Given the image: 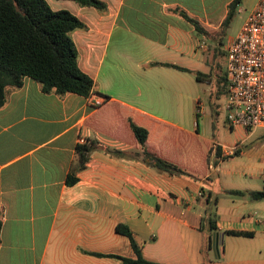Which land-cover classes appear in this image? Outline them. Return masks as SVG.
<instances>
[{"label": "crops", "instance_id": "crops-1", "mask_svg": "<svg viewBox=\"0 0 264 264\" xmlns=\"http://www.w3.org/2000/svg\"><path fill=\"white\" fill-rule=\"evenodd\" d=\"M100 1L104 12L46 0L85 25L71 37L99 96L44 93L25 78L0 105V264H122L111 256L135 255L118 225L152 263L264 264V201L249 198L264 190V129H229L233 139L221 141L197 113L207 36L186 16L208 31L214 0ZM128 118L147 129L149 151L194 178L107 154L141 151ZM86 139L102 150L76 172Z\"/></svg>", "mask_w": 264, "mask_h": 264}, {"label": "trees", "instance_id": "trees-1", "mask_svg": "<svg viewBox=\"0 0 264 264\" xmlns=\"http://www.w3.org/2000/svg\"><path fill=\"white\" fill-rule=\"evenodd\" d=\"M84 8H94L101 12L107 6L100 0H68ZM240 0H233L227 8V14L221 27H226L232 19L234 9ZM198 35L209 36L201 24L186 16ZM85 29V25L66 10L53 11L46 0H0V105L6 102L8 89H19L23 86L25 78H29L40 85L42 92L54 93L58 96L75 94L84 98L99 96L94 92L92 79L84 74L78 66V51L72 40L71 33ZM219 35H216L217 39ZM214 51V56H219ZM200 80L202 74L197 73ZM225 84L226 73L221 79ZM103 102L99 107L103 106ZM128 128L136 143L140 146L139 153L121 151L105 152L116 159L140 160L154 168L159 173L171 176H188L177 165L158 157L147 148V129L135 124L131 118L127 119ZM102 148L95 140H84L75 148L78 160L76 172L83 170L89 162L90 155ZM218 148L216 151L218 152ZM209 160V156L207 157ZM77 182L74 172L66 178V185L72 186ZM233 196H241L240 192H229ZM252 201H264V190L249 193ZM117 232L126 237L132 246L135 258L124 259L117 256L111 258L119 260L122 264H156L144 258L140 248L134 242L131 232L126 226H117ZM234 236L249 237L248 234H234Z\"/></svg>", "mask_w": 264, "mask_h": 264}, {"label": "built area", "instance_id": "built-area-1", "mask_svg": "<svg viewBox=\"0 0 264 264\" xmlns=\"http://www.w3.org/2000/svg\"><path fill=\"white\" fill-rule=\"evenodd\" d=\"M225 73L227 128L247 133L264 129V0H258L228 49ZM237 150L235 146L229 153Z\"/></svg>", "mask_w": 264, "mask_h": 264}, {"label": "rangeland", "instance_id": "rangeland-1", "mask_svg": "<svg viewBox=\"0 0 264 264\" xmlns=\"http://www.w3.org/2000/svg\"><path fill=\"white\" fill-rule=\"evenodd\" d=\"M224 1L228 0H214L213 26L207 29L209 36L201 39V47L204 53L202 65L206 67V72L198 73L202 74V78L200 79L202 80L201 88H203L200 100L201 112L206 113L208 120L214 123L219 140L231 141L234 135L225 123L226 93L225 84L221 79L226 72L227 51L240 33L247 17L256 7L258 0H240L234 9L232 19L229 20L228 25L221 27V23L226 17V8L223 6ZM216 35H219L217 39L215 38ZM215 49L220 53L219 56H214ZM234 130L241 131L242 129L236 128ZM262 133H264V130ZM261 151L264 152V149ZM236 158L239 157L234 156L232 159ZM260 158L261 162L264 163V154H261ZM232 159H227L224 163L226 164ZM204 251L209 259H214L213 252L209 247H206Z\"/></svg>", "mask_w": 264, "mask_h": 264}, {"label": "water", "instance_id": "water-1", "mask_svg": "<svg viewBox=\"0 0 264 264\" xmlns=\"http://www.w3.org/2000/svg\"><path fill=\"white\" fill-rule=\"evenodd\" d=\"M212 237H214V239H215V234ZM212 242H213L212 243V248L214 250L216 248V243H215V240L214 241L212 240Z\"/></svg>", "mask_w": 264, "mask_h": 264}]
</instances>
